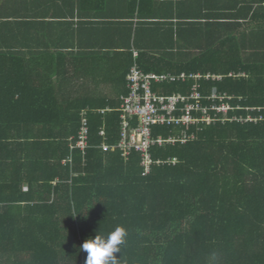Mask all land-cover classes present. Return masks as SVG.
<instances>
[{
	"label": "trees",
	"instance_id": "obj_1",
	"mask_svg": "<svg viewBox=\"0 0 264 264\" xmlns=\"http://www.w3.org/2000/svg\"><path fill=\"white\" fill-rule=\"evenodd\" d=\"M78 4L108 9L107 26L130 25L121 41L109 29L96 56L112 62L122 97L136 65L145 74L221 76L198 81L201 105L215 89L240 108L229 118L255 121L190 127L193 142L151 148L146 175L139 154L128 160L117 149L122 97L73 95L67 70L34 75L32 56L0 46V264H84V240L117 226L127 231L122 264H264V0ZM193 84L154 91L187 95ZM83 117L85 154L73 149ZM151 130L165 141L182 131Z\"/></svg>",
	"mask_w": 264,
	"mask_h": 264
},
{
	"label": "crops",
	"instance_id": "obj_2",
	"mask_svg": "<svg viewBox=\"0 0 264 264\" xmlns=\"http://www.w3.org/2000/svg\"><path fill=\"white\" fill-rule=\"evenodd\" d=\"M106 13L110 11L89 10L78 0H0V46L14 45L26 58L32 56L34 75L67 70L73 95L121 98L123 89L116 83L119 75L111 69L112 62H100L96 56L106 51L104 36L109 29L116 32L110 37L121 41L130 25L107 26L112 21L104 19Z\"/></svg>",
	"mask_w": 264,
	"mask_h": 264
},
{
	"label": "built area",
	"instance_id": "obj_3",
	"mask_svg": "<svg viewBox=\"0 0 264 264\" xmlns=\"http://www.w3.org/2000/svg\"><path fill=\"white\" fill-rule=\"evenodd\" d=\"M137 56V52H136ZM221 80V76L187 75L182 73L180 76L145 74L136 65L133 67L129 77L128 86L130 93L122 97L121 111V140L117 147L125 159H130L133 152L140 155L145 174L151 172L153 165L150 156L151 148L180 143L185 145L194 141V135L188 133V129L199 123L213 124L218 120L225 121H255L250 118L237 117L229 118V112L239 110L233 107L229 101L231 97L219 94L217 90H211L209 96L205 98L208 105H201L202 96L198 92V81L201 79ZM194 82L190 93L187 95H160L154 91V87L163 83ZM247 111L255 110L246 108ZM260 109L257 108L256 111ZM104 113V111H102ZM199 114V117L195 115ZM85 116V112L82 113ZM221 115V119H219ZM155 125L178 127L182 129L178 138H170L165 141L162 136L154 139L151 128ZM101 138H106L104 129L100 132ZM89 148V125L84 119L78 133L77 142L73 149H77L85 154ZM104 152L109 151V147L103 145Z\"/></svg>",
	"mask_w": 264,
	"mask_h": 264
},
{
	"label": "clouds",
	"instance_id": "obj_4",
	"mask_svg": "<svg viewBox=\"0 0 264 264\" xmlns=\"http://www.w3.org/2000/svg\"><path fill=\"white\" fill-rule=\"evenodd\" d=\"M127 231L117 226L107 235L94 231L80 245V250L86 253L84 264H122L121 246L126 242ZM116 254H120L119 258Z\"/></svg>",
	"mask_w": 264,
	"mask_h": 264
}]
</instances>
